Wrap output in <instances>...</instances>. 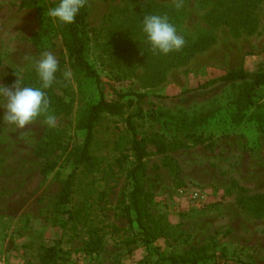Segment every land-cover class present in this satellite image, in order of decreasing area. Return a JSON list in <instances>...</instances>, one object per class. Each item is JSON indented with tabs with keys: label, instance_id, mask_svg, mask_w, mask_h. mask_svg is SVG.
Wrapping results in <instances>:
<instances>
[{
	"label": "rangeland",
	"instance_id": "rangeland-1",
	"mask_svg": "<svg viewBox=\"0 0 264 264\" xmlns=\"http://www.w3.org/2000/svg\"><path fill=\"white\" fill-rule=\"evenodd\" d=\"M22 0H0V85L14 71H33L26 57L38 60L51 52L67 59L60 33L34 35L47 18ZM89 21L88 58L98 70L109 98L113 87L148 95L173 97L197 89L230 70L264 69V0H85ZM179 3L180 7H177ZM167 14L186 41L180 51H154L141 30L145 14ZM63 88L72 103L70 115H56L66 131L69 150L82 143L76 123L96 100L95 86L78 76L68 61ZM194 94V93H192ZM190 94V95H192ZM207 95L197 92L195 100ZM173 99V100H172ZM238 121L235 110L222 112L204 125L185 129L152 119L151 101L127 107L124 115H104L95 128L93 153L103 159L99 171L79 174L72 205L82 202L92 212V226L106 233L104 248L86 249L88 228L74 226L57 211V196L72 170L69 150L51 157L56 168L44 172L45 158L36 155L44 137L45 118L17 128L3 121L0 107V264H42L46 246L61 241L56 264H156L160 253L188 254L205 248L214 257L201 264H264V215L243 208L238 199L264 194V86ZM0 98V104H3ZM135 118L142 135L159 133L175 145L147 159L145 184L153 193L152 213L172 227L167 238L132 250L126 239L137 231L124 214L131 190V135L126 116ZM234 110V111H233ZM124 158V159H123ZM120 159H123L119 162ZM170 163V166L167 165ZM106 190L105 201L99 200ZM194 252V251H193ZM192 252V253H193ZM161 264H169L163 262Z\"/></svg>",
	"mask_w": 264,
	"mask_h": 264
},
{
	"label": "trees",
	"instance_id": "trees-1",
	"mask_svg": "<svg viewBox=\"0 0 264 264\" xmlns=\"http://www.w3.org/2000/svg\"><path fill=\"white\" fill-rule=\"evenodd\" d=\"M58 0H22V8H35L38 16L44 17L46 8L54 6ZM58 32L62 36L66 49L67 59L58 60L59 71L57 81L52 88L46 90L50 99V114L70 115L72 103L58 94L63 88L64 68L68 61L72 70L80 77L92 83L98 93L96 100L88 104L76 123V129L83 132L81 144L69 150L66 143L67 134L63 129L46 124L43 140L36 149V155L45 158L43 170L48 173L56 168V163L51 157L60 151L69 150L72 161V170L64 180L57 196V211L67 215L68 222L75 227L78 225L88 228V242L86 249L90 253L101 251L105 246L106 233L103 229L92 226V212L88 206L79 202L72 205L76 193L79 174L90 176L99 171L103 159L96 156L92 151L95 138V128L101 118L106 114L124 115L127 107L140 104L142 101H151L152 110L150 117L166 125H175L185 129H192L204 125L222 112H232L240 122L244 118V109L252 104L253 92L264 86V69L257 72H249L244 68L230 70L227 73L207 81L197 89L185 91L173 97L174 102H168L171 97L166 95H148L134 90H123L113 87L114 97L109 98L103 88L100 73L88 58L89 45V21L86 8L81 10L74 23L65 25L53 22L47 18V27L42 28L34 37V44L39 45L46 33ZM2 61L0 60V67ZM26 84L39 86L35 71L23 73ZM15 72L8 76L7 81L14 84ZM207 95L205 99L195 100L197 92ZM194 93V94H192ZM192 94V95H190ZM172 99V100H173ZM138 111L128 114L125 118L128 131L131 135L130 150L132 151V164L128 169V178L131 181V190L127 203L124 206V214L131 226H136L137 231L132 237L126 239L130 250L137 243L150 247L160 238H167L171 234L172 227L164 217H156L151 210L154 200L153 193L146 187L145 177L147 159L153 154H166L175 149L173 143L167 141L159 133L142 135L135 123V118H144L145 109L138 105ZM233 110V111H234ZM44 118V117H40ZM124 159V158H123ZM123 159H120L119 162ZM170 166V163L167 162ZM99 200L105 201L108 193L106 190L98 193ZM239 204L253 214L264 215V194H257L247 198H239ZM61 251V241L46 246L41 254L42 264H56ZM194 251V252H193ZM188 254L165 255L160 253L156 264L168 262L169 264H201L211 260L214 254L207 253L205 248L194 249ZM247 264H258L251 261Z\"/></svg>",
	"mask_w": 264,
	"mask_h": 264
},
{
	"label": "clouds",
	"instance_id": "clouds-1",
	"mask_svg": "<svg viewBox=\"0 0 264 264\" xmlns=\"http://www.w3.org/2000/svg\"><path fill=\"white\" fill-rule=\"evenodd\" d=\"M85 7V0H58L54 6L46 8L43 15L53 22L70 25ZM177 7H180L179 3ZM141 30L151 48L164 55L180 51L186 43L167 14H145ZM25 59L34 67L39 86L26 84L22 72L14 71L17 79L12 87L0 85V98L4 101L0 107L5 109L3 121L17 128H24L44 117L45 123L54 127L56 117L50 114V99L46 90L52 88L57 81L58 61L51 52H44L38 60H32L31 57ZM64 75L67 78L71 73L66 72Z\"/></svg>",
	"mask_w": 264,
	"mask_h": 264
}]
</instances>
